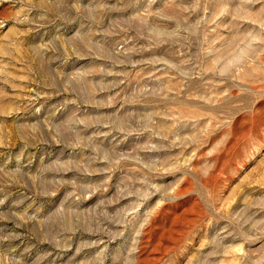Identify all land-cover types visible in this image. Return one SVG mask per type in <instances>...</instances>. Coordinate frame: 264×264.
Segmentation results:
<instances>
[{"label":"rangeland","instance_id":"obj_1","mask_svg":"<svg viewBox=\"0 0 264 264\" xmlns=\"http://www.w3.org/2000/svg\"><path fill=\"white\" fill-rule=\"evenodd\" d=\"M0 264H264V0H0Z\"/></svg>","mask_w":264,"mask_h":264}]
</instances>
